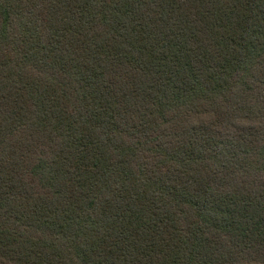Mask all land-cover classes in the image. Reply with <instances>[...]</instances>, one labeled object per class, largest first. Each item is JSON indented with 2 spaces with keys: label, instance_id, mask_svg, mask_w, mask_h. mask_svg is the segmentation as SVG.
Listing matches in <instances>:
<instances>
[{
  "label": "trees",
  "instance_id": "16d2710c",
  "mask_svg": "<svg viewBox=\"0 0 264 264\" xmlns=\"http://www.w3.org/2000/svg\"><path fill=\"white\" fill-rule=\"evenodd\" d=\"M0 264H264V0H0Z\"/></svg>",
  "mask_w": 264,
  "mask_h": 264
}]
</instances>
